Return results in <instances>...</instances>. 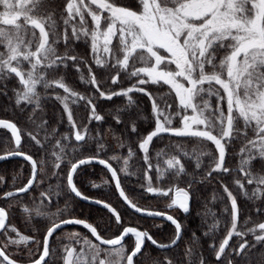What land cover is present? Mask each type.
<instances>
[{"label":"snow or ice","instance_id":"snow-or-ice-1","mask_svg":"<svg viewBox=\"0 0 264 264\" xmlns=\"http://www.w3.org/2000/svg\"><path fill=\"white\" fill-rule=\"evenodd\" d=\"M0 130V264H264V0H0Z\"/></svg>","mask_w":264,"mask_h":264},{"label":"trees","instance_id":"trees-1","mask_svg":"<svg viewBox=\"0 0 264 264\" xmlns=\"http://www.w3.org/2000/svg\"><path fill=\"white\" fill-rule=\"evenodd\" d=\"M78 90H83L78 89ZM75 111V108H74ZM78 116L80 115L79 112L76 113ZM4 137V132L3 130H0V139H3ZM164 143H167V141H164ZM0 154H2V151H0ZM21 160H14V161H9V162H5L2 165H0V174H5L6 178H9L12 174H14L15 172L19 171V165L21 164ZM100 166H97L96 168H92L89 169L90 172H100ZM102 178H106L104 173H100L99 176H92L91 179H93L95 182L100 183ZM54 182V181H53ZM204 209L202 208L201 205L197 204L194 206V210L192 212V214L187 217L186 220H184V223L186 225V227L189 230V235L192 231H195L197 228L200 227L201 225V216L197 215V212H202ZM65 231H81V232H85L84 229H81L79 227H69L66 228ZM199 234V233H198ZM157 253H153V255H156Z\"/></svg>","mask_w":264,"mask_h":264},{"label":"water","instance_id":"water-1","mask_svg":"<svg viewBox=\"0 0 264 264\" xmlns=\"http://www.w3.org/2000/svg\"><path fill=\"white\" fill-rule=\"evenodd\" d=\"M12 160H21V158H11V159H9V160L0 161V164H2V163H4V162H7V161H12ZM100 167H102V166H100ZM69 227H79V228L83 229L82 226H79V225H69V226H66V228H69ZM66 228H65V229H66ZM85 231H86V230H85Z\"/></svg>","mask_w":264,"mask_h":264},{"label":"flooded vegetation","instance_id":"flooded-vegetation-1","mask_svg":"<svg viewBox=\"0 0 264 264\" xmlns=\"http://www.w3.org/2000/svg\"><path fill=\"white\" fill-rule=\"evenodd\" d=\"M12 161H14V160H12ZM7 162H9V161H7ZM5 163V162H4ZM3 164V163H2ZM2 164H0V165H2Z\"/></svg>","mask_w":264,"mask_h":264}]
</instances>
